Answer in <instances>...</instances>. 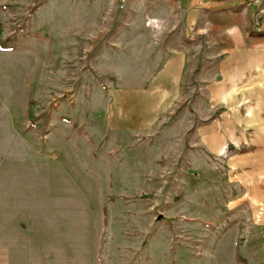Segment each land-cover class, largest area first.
<instances>
[{
  "label": "rangeland",
  "instance_id": "obj_1",
  "mask_svg": "<svg viewBox=\"0 0 264 264\" xmlns=\"http://www.w3.org/2000/svg\"><path fill=\"white\" fill-rule=\"evenodd\" d=\"M263 31L264 0H0L11 264H264L234 147L209 154L196 134L227 108L210 99L222 46ZM166 44L186 58L163 96ZM124 105L163 111L126 134Z\"/></svg>",
  "mask_w": 264,
  "mask_h": 264
},
{
  "label": "crops",
  "instance_id": "obj_2",
  "mask_svg": "<svg viewBox=\"0 0 264 264\" xmlns=\"http://www.w3.org/2000/svg\"><path fill=\"white\" fill-rule=\"evenodd\" d=\"M247 34H241L240 44L222 46L220 77L212 86L215 93L210 99L213 103L225 104L227 108L222 110L221 117L219 115L200 125L196 134L209 154H223L227 146L234 147L232 153L226 155L225 151L224 154L228 174L243 188L245 197L241 203L252 209L253 221L264 226V31ZM165 50L163 59L166 60L156 73L165 89L163 96L169 94L166 90L169 86L178 88L174 77L181 73V61L186 58L185 50L171 44H166ZM154 89L152 83L146 90L150 93ZM162 111L158 106H145L140 112H131L124 105L119 113L120 123L114 128L123 129L126 134L131 130H142ZM129 137L133 138L130 133ZM4 239L2 232L0 264H11L12 243H6Z\"/></svg>",
  "mask_w": 264,
  "mask_h": 264
}]
</instances>
